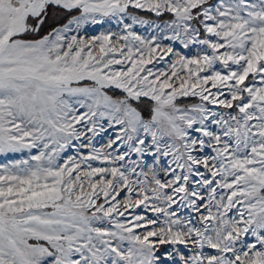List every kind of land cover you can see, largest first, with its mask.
Masks as SVG:
<instances>
[{
  "label": "snow or ice",
  "instance_id": "1",
  "mask_svg": "<svg viewBox=\"0 0 264 264\" xmlns=\"http://www.w3.org/2000/svg\"><path fill=\"white\" fill-rule=\"evenodd\" d=\"M0 264H264V0H0Z\"/></svg>",
  "mask_w": 264,
  "mask_h": 264
}]
</instances>
